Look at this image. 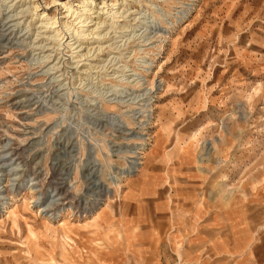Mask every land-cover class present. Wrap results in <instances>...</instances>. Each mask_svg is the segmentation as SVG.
<instances>
[{"label":"rangeland","instance_id":"obj_1","mask_svg":"<svg viewBox=\"0 0 264 264\" xmlns=\"http://www.w3.org/2000/svg\"><path fill=\"white\" fill-rule=\"evenodd\" d=\"M56 1L70 2L81 11L85 0H32L60 26L72 19ZM91 4L92 15L84 16L92 21L85 27L88 31L72 36L64 28L56 29L69 45L59 46L56 32L37 30V16L26 15L22 33L6 30V17L0 16V264H150L145 258L150 253L135 255L143 244L131 246L138 231L146 228L158 236L164 233L156 264H198L201 260H193L188 244L173 234L179 227L172 222L195 202L197 208L242 207L255 230L264 226V189L256 186L264 170V0H93ZM115 12L119 24H133L126 20L130 14L157 18L164 14L167 21L161 19L158 26L172 28L167 37L157 35L152 46L141 51L139 32L135 37L131 30L114 32L117 26L111 27L107 13ZM101 39L105 44L100 50ZM33 42L42 48H34ZM138 57L154 61L149 73L139 69ZM119 64L129 65L147 81L130 87L127 98L155 87L148 126L138 104L133 106L134 115L130 106L108 101L114 95L103 100L106 87L110 88L106 84H120L113 75ZM140 99L134 102L140 104ZM146 135L149 143L140 153ZM132 151H139L136 161L141 165L138 173L126 177L129 162L135 161L130 160ZM161 157L166 163H160ZM183 158L195 163L201 181L174 177L162 193L144 201L145 211L154 214V204L168 199L169 226L162 228L156 219L134 228L124 224L132 213L125 201L146 164L150 161V169L165 171L169 181L170 170ZM186 185L196 189V197L178 194ZM109 190L117 192L85 217L77 216L66 200L76 207V202L95 201L88 206L91 209ZM49 191L62 199L47 203L46 196L37 203ZM54 207L53 215L49 210ZM201 227L195 226L193 232L207 235ZM189 248L197 250L191 244ZM203 252L210 253L207 248Z\"/></svg>","mask_w":264,"mask_h":264},{"label":"crops","instance_id":"obj_2","mask_svg":"<svg viewBox=\"0 0 264 264\" xmlns=\"http://www.w3.org/2000/svg\"><path fill=\"white\" fill-rule=\"evenodd\" d=\"M158 160L162 164L166 163L162 157ZM149 165L150 161L144 167V171L139 173L140 178L132 185L133 191L125 201L127 210L132 212L124 220V224L129 228L143 226L149 220L154 221V219L159 220L163 225L162 228H167L169 222L165 219L170 212L168 199L162 198L154 204V214H148L145 211L144 201L162 193L174 177L187 182L201 181V173L189 158L180 159L175 163V167L170 170L171 178L169 181L166 179L165 171L159 168L150 169ZM146 170H148L147 175L143 178L142 176L146 174ZM259 180L261 183H257L256 186H262V189H264V170L260 173ZM178 191H180L178 194L184 198L197 196L194 192L196 189L187 185L180 187ZM261 201L264 208V199ZM193 204L183 208L184 210L180 211L182 215L176 216L172 221L174 227L176 224V227H179V230L173 233L176 238L183 239L189 247L191 244L197 249L186 247L190 251L193 260L199 258L201 261L198 264H235V258H238L239 252L245 250L246 246L250 244L244 256L238 260L239 264H264V226L255 230L246 209L242 207L232 210H228L226 207L222 209L208 207L207 209L203 205L201 208H197L198 204L196 202ZM202 217L208 218L207 222L199 220ZM195 226H202L200 229L206 231L207 235H199L193 232ZM161 239H164L163 231L158 236L152 228H146L143 231H138L131 242V246L136 247L143 244L144 247L135 249V255L140 257L142 252L145 254L150 253L145 258L149 260L150 264H156L159 255L157 247ZM204 244H206L205 248H203ZM206 248L210 251L209 255H205V252H203ZM140 261H143V259H140Z\"/></svg>","mask_w":264,"mask_h":264},{"label":"bare ground","instance_id":"obj_3","mask_svg":"<svg viewBox=\"0 0 264 264\" xmlns=\"http://www.w3.org/2000/svg\"><path fill=\"white\" fill-rule=\"evenodd\" d=\"M21 1V5L20 6H18V2L19 1H16L15 2V0H12V1H9V0H0V16H3V17H6L5 19H4V26H5V28L6 27H8V28H6V30L7 29H9L10 31L12 30L13 32L14 31H18V30H20L19 32H21L22 33V26H23V29H24V27H25V23H26V21H27V19H26V15H28V14H31V16H32V18L34 17V16H37V19H38V21H40V24H39V26L37 27V30H45L44 31V33H47V32H51V33H57V32H59V31H57L58 29V27H61V28H64L63 30H65L66 32H70V33H72V36H73V34L76 32L77 34H79V33H83V32H86V31H88V30H86L85 29V27H89V20H90V17L88 18V17H84V16H87V15H92V13H90L93 9H90V6H92V2H93V0H85L84 2H83V6H81V8H82V10L81 11H78V9H75V7H78L77 5H71V3L70 2H68V3H62V2H58V1H56V2H54L55 4H57L56 6H61V7H63V9H65V11H66V13L68 14V17H69V19H72V21L71 22H66V23H63V24H61L60 26H57V23L59 24L60 22H58V21H54V19L53 18H50L49 17V15H47V13L46 12H42V10H40V6H38V5H36L35 4V2H32V0H20ZM29 1V2H28ZM113 6H118V4H116V5H113ZM120 6L122 7L123 5L122 4H120ZM151 6V5H150ZM190 8V7H189ZM100 9H102V8H100ZM116 9V8H115ZM191 9V8H190ZM40 11H41V13H40ZM38 12H39V14H38ZM90 13V14H89ZM96 13H98V12H96ZM96 13H93V14H96ZM118 12H115V13H113V14H111V13H107V15L108 16H110V19L111 20H113V22H112V24H110L111 25V27L113 28V26H117V29H118V31H115L114 30V32L115 33H118V34H123V33H125V32H129V30H131V31H133V36H134V34H136L137 32H139V35L141 36V39H142V41H141V43H143L144 45H142L141 47H144L143 48V50L141 49V51H144V49H146V47H149L151 44H153V42L151 43V40H152V38H154V37H157V35H158V37H161V38H163V37H167L168 36V33H169V30L168 29H171L172 27H168V28H166V30L163 28V27H159L158 26V23L161 21V19H163L164 21H167V19H166V17H165V15L163 14L162 16H159L158 18L156 17V15L154 14V16H152V17H150L149 15L150 14H144L143 15V17H138L137 16V14H130V15H127V17H126V20L128 19V20H130L131 22L133 21L134 23L133 24H119V22L117 21V18H120L119 16H118V14H117ZM101 13L99 12V15H100ZM142 14V13H141ZM184 14H185V12H184ZM187 15V14H186ZM183 16H181V18H182ZM98 18V17H97ZM100 18V17H99ZM124 18V17H123ZM36 19V20H37ZM101 20H103V18L101 17L100 18ZM152 19V21H150ZM125 20V21H126ZM91 21V20H90ZM92 22V21H91ZM94 22V21H93ZM10 23H12L11 25H10ZM91 24V23H90ZM100 25L101 24V21L100 22H98V23H95V25ZM172 24V23H171ZM10 25V26H9ZM80 25V26H79ZM109 25V24H108ZM107 25V26H108ZM160 25V24H159ZM2 26V25H1ZM79 26V27H78ZM91 27V26H90ZM30 28V26L29 27H27V30ZM92 28V27H91ZM57 29V30H56ZM102 31V30H101ZM41 32H43V31H41ZM63 32V31H62ZM8 33H10V32H8ZM61 33V32H60ZM60 33H57L56 35H55V37H56V42H57V44L59 45L60 44V42L61 43H63L62 41L63 40H61L60 38H59V35L58 34H60ZM89 33V32H88ZM93 34V33H92ZM98 33H96V35H97ZM99 34H101V33H99ZM98 34V35H99ZM121 34V35H122ZM151 34H153V35H151ZM154 34H155V36H154ZM70 36H71V34H70ZM81 36V35H80ZM83 36V35H82ZM135 37V36H134ZM138 37V36H137ZM49 39H50V36H49ZM79 39V38H78ZM72 40V39H71ZM85 40V39H84ZM96 40H97V38H96ZM102 40V39H101ZM52 41V40H51ZM51 41H50V43H51ZM80 41V40H79ZM103 41V40H102ZM59 42V43H58ZM70 41H66V42H64L63 43V45H65V44H67V45H69L70 43H69ZM82 42V41H81ZM97 42V41H96ZM104 42V41H103ZM37 43H39V42H37ZM54 43V42H53ZM69 43V44H68ZM99 44H101L100 45V50L101 49H103V47L102 46H104V44H105V42L104 43H101L100 41L98 42ZM155 43V42H154ZM71 44H73V42H71ZM115 44V43H114ZM63 45H62V47H63ZM32 46L34 47V48H42V46H36V42H33V44H32ZM60 46V45H59ZM73 46V45H72ZM76 46H77V44H76ZM152 46V45H151ZM78 47H80V49H81V45H78ZM109 47V46H108ZM64 48V47H63ZM67 48V47H66ZM72 48V47H71ZM75 50H76V48H74ZM80 49H78V50H80ZM118 49H120V46L118 47ZM83 50H84V48H83ZM97 50V49H96ZM72 51V50H71ZM80 52H82V50H80L79 51V54H80ZM89 53H90V50H89ZM143 54H144V52H143ZM122 55V54H121ZM81 56V55H80ZM82 56H85V55H82ZM39 57V56H38ZM78 57V56H77ZM89 57V56H88ZM119 57V56H118ZM147 57V56H146ZM146 57H144V58H139L140 60H138V63L140 64V67H139V69L141 70V71H143L144 73H149V71H150V69H151V67L153 66V62L154 61H152V60H148V58H146ZM89 59V58H88ZM125 59V58H124ZM128 59V58H127ZM102 60V59H101ZM34 61H38V58L36 57L35 59H34ZM41 61H42V59H41ZM114 61V60H113ZM43 62V61H42ZM39 63V62H38ZM104 63V62H103ZM89 64V63H88ZM79 65H80V63H79ZM86 65V64H85ZM93 65V64H92ZM105 65V64H104ZM112 65V64H111ZM120 65V64H119ZM84 66V65H83ZM113 66H114V64H113ZM116 66V65H115ZM93 67H94V65H93ZM102 67V66H101ZM55 68H56V66H55ZM96 68V67H95ZM108 68V67H107ZM130 67H129V65H120V67L118 68V70H115L114 71V79L116 80V82H118V83H120V84H118V85H111V84H103V85H105V86H110V88H108V87H106L108 90L106 91V92H104V94H103V100L104 99H106L105 97H107L108 98V94H109V96L111 95H114L115 97L114 98H110V100H108V101H115V102H117V103H119V104H121V105H126L127 107H131V109H130V112H132V114H136V111H134L136 108H134L133 106L135 105V104H138V106H140V110H141V112H143L142 114H144V118H145V125L146 126H148L149 124H150V122H151V120L153 119V110H152V108H151V103H152V97H151V94H152V92L154 91V89H155V87H153V88H147L146 90H144V91H142L141 92V94L140 95H137L136 97H131V98H127V95L128 94H130V93H128L127 94V92H128V89H130V87H132V86H144L146 83H147V81H146V79H145V77H144V75H142L141 73H139V72H137V71H135V70H130L129 69ZM138 68V67H137ZM93 69V68H92ZM106 69V68H105ZM111 69H113V68H111ZM110 69V70H111ZM53 70V69H52ZM95 70V69H94ZM104 70V69H103ZM105 72V71H104ZM91 75V74H90ZM108 76H110V75H108ZM116 76V77H115ZM111 77H113V76H111ZM94 78V77H93ZM102 78V77H101ZM91 79H92V77H91ZM99 79V78H98ZM99 84V83H98ZM123 84L124 85H127L126 87L125 86H123ZM104 86V87H105ZM105 88V89H106ZM157 89V88H156ZM130 91V90H129ZM125 94H127V95H125ZM107 95V96H106ZM131 95V94H130ZM132 95H134V94H132ZM141 98V99H140ZM137 100V99H140L139 101H142V103H140L139 104V102H134V100ZM135 100V101H136ZM138 101V100H137ZM100 102V101H99ZM110 103V102H109ZM134 108V110H132ZM138 108V107H137ZM133 111H134V113H133ZM104 114V113H103ZM139 114H141V113H139ZM139 114H137V115H139ZM115 117V116H114ZM114 117H110V118H114ZM118 117H121V116H116V118L118 119ZM143 117V116H142ZM131 118V117H130ZM139 118V117H138ZM134 119V118H133ZM120 120V119H119ZM117 121V120H116ZM142 121V120H141ZM121 123V122H120ZM123 123V122H122ZM120 126H122V124H120ZM124 126V125H123ZM128 126V125H127ZM142 136V135H141ZM140 138H142V137H140ZM139 138V139H140ZM142 141H144V137H143V139H142ZM142 143H140V144H138L139 146L141 145ZM210 144V143H209ZM209 146V145H208ZM136 150H140L139 149V147L138 148H136ZM132 155L133 156H131L130 157V160H135V161H131V162H129V167L127 168V170L124 172V174H126V175H129L132 171H134V170H138L137 169V166L138 165H141L140 163L141 162H139V161H136V160H138V159H140L139 158V151H132ZM139 171V170H138ZM138 173V172H137ZM116 181V180H115ZM118 183V182H117ZM121 186H122V183H121V181L119 182V184L118 185H116V187H117V190H119L120 188H121ZM59 188V187H58ZM114 190V189H113ZM115 192H117V191H115ZM56 193V192H55ZM112 193H113V191L112 190H109V191H107V196L106 197H110L111 195H112ZM57 196H59L58 194H57ZM57 196H55V197H57ZM55 197H53L54 198V200L55 201H60L61 199H62V197H60V198H57V199H55ZM64 198V197H63ZM66 198V197H65ZM64 198V199H65ZM5 199V198H4ZM9 199V198H8ZM68 202V201H67ZM64 204V203H63ZM99 204V203H98ZM98 204H96V206L98 205ZM62 205V204H61ZM55 206H57V205H55ZM64 206H66V205H64ZM88 208V207H87ZM56 208L54 207V208H52V210H49V212L51 211V213L54 215V213H53V210H55ZM97 209V208H96ZM91 210H93V208H91V209H88V210H85V212H90ZM95 211V210H94ZM58 213V212H57ZM52 215V216H53Z\"/></svg>","mask_w":264,"mask_h":264},{"label":"built area","instance_id":"obj_4","mask_svg":"<svg viewBox=\"0 0 264 264\" xmlns=\"http://www.w3.org/2000/svg\"><path fill=\"white\" fill-rule=\"evenodd\" d=\"M111 121V120H110ZM146 138H145V147L144 148H142L141 149V152L140 153H143L144 152V149H146V146L148 145V143H149V139H150V137L148 136V135H146L145 136ZM140 156H141V154H140ZM142 157V156H141ZM138 172V170H134V171H132L128 176H126V177H131L133 174H135V173H137ZM115 190V189H114ZM113 193H116L115 191H113ZM113 193H112V195H113ZM55 195V193H52L51 191H49L47 194H45V196L43 195V196H41L40 197V200L37 202V203H41V200L43 201V198H44V201H45V199H46V196L47 197H49V202H47V203H51L52 201H53V196ZM112 195L110 196V197H112ZM107 196V193H106V195H105V197ZM99 197L98 199H103L96 207H94L93 208V210H91L90 212H85V210H88L89 208H87L88 206H90V205H92L95 201H92V202H90L89 204H88V202H83V201H81V202H76V203H78V205H79V207H76L77 206V204H75V203H73V201H70L68 198L66 199L67 201H69V203H68V205L70 204H72L73 206H74V210L73 211H75L76 213H77V216L79 215L80 217H85V216H87V215H90L94 210L96 211L97 209H99L100 207H101V205L102 204H104V202L108 199V198H110V197ZM98 199L96 200V201H98ZM111 199V198H110ZM75 202V201H74ZM96 204V203H95ZM67 209H70L67 205L65 206ZM97 208V209H96ZM62 210V209H61ZM59 213V212H58ZM180 264H193V263H191V262H182V263H180Z\"/></svg>","mask_w":264,"mask_h":264}]
</instances>
